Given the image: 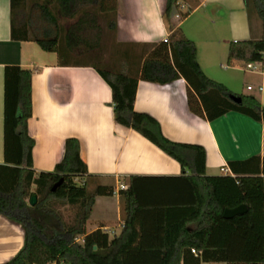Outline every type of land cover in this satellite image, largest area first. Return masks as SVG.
<instances>
[{
	"label": "trees",
	"instance_id": "1",
	"mask_svg": "<svg viewBox=\"0 0 264 264\" xmlns=\"http://www.w3.org/2000/svg\"><path fill=\"white\" fill-rule=\"evenodd\" d=\"M186 1L166 0V23L190 14L191 9L181 10ZM29 5L47 24L39 35L28 22L18 21ZM243 5L249 21L253 17L260 21L262 33L258 39L231 42L228 67L263 61L264 0H243ZM116 9L117 0H10V37L55 53L60 67L93 68L111 90L115 123L176 161L182 174L129 176L126 188L115 192L114 179L103 183L100 176L88 174L75 138L65 140L63 157L52 172L36 173L35 142L27 131L32 72L6 66L0 215L21 227L23 245L3 264H264L261 158L228 162V174L208 176L204 149L165 138L152 117L135 112L134 102L139 81L166 85L183 79L189 112L205 121L237 112L264 126V108L256 98L233 95L209 79L198 64L195 43L179 27L169 28L165 40L145 45L140 53L111 47L108 58L102 59L111 41L105 31L110 35L116 31ZM80 46L83 49L75 52ZM130 66H139L138 72H131ZM233 96L241 102L235 103ZM115 194L121 210L119 234L110 236L100 229L87 233L95 199ZM32 195L37 197L34 206L29 205ZM241 205L246 213L223 218L225 209ZM64 207L75 209L69 222L61 212Z\"/></svg>",
	"mask_w": 264,
	"mask_h": 264
},
{
	"label": "crops",
	"instance_id": "2",
	"mask_svg": "<svg viewBox=\"0 0 264 264\" xmlns=\"http://www.w3.org/2000/svg\"><path fill=\"white\" fill-rule=\"evenodd\" d=\"M165 5L166 0H117L116 31L114 35L105 31L111 41L103 53L118 46L140 53L145 45L164 40L169 28L179 27L195 43L198 64L209 79L233 95L240 90L239 96L256 98L264 108V53L254 70H246L244 63L225 66L231 42L258 39L262 33L259 20H248L243 0H187L183 12L191 9L190 14L168 23L163 18ZM10 29V0H0V164L4 163V68L17 66L32 72L27 131L35 142L32 164L36 173L52 172L63 157L65 140L75 138L88 174L100 176L103 183L114 179L115 192L120 185L126 187L129 176H181L176 161L135 131L115 123L111 90L93 68L60 67L55 53L43 52L32 42L12 41ZM79 49L83 46L75 52ZM130 69L137 73L139 66ZM186 90L183 79L166 85L139 81L134 110L152 117L168 140L201 146L208 176L228 174L231 161L259 156L264 162L261 123L237 112L211 122L198 118L188 110ZM120 219L117 194L97 197L86 232L100 229L118 235ZM22 245L21 227L0 215V264L15 256Z\"/></svg>",
	"mask_w": 264,
	"mask_h": 264
},
{
	"label": "rangeland",
	"instance_id": "3",
	"mask_svg": "<svg viewBox=\"0 0 264 264\" xmlns=\"http://www.w3.org/2000/svg\"><path fill=\"white\" fill-rule=\"evenodd\" d=\"M186 6L184 5V8L182 10H185ZM175 21H177V18H174ZM18 21H26L29 23L30 29L34 32V34L39 35L41 34L42 30L45 29L47 27L46 22L41 18L39 11L37 10V8L33 7V6H28L24 9V11L20 12L19 17H18ZM70 23H68L67 25H69ZM103 29L105 30L104 27V23H101ZM105 40V39H104ZM100 57L102 59H106L108 58V54L107 53H102L100 55ZM92 61V60H91ZM97 63V62H96ZM225 66H227V64L225 63ZM244 66H246V64H244ZM246 92V91H245ZM238 95H241L242 93L237 92ZM61 212L63 214L64 219L69 222L75 212L74 208L71 207H64L61 209ZM88 227H90V224H88Z\"/></svg>",
	"mask_w": 264,
	"mask_h": 264
},
{
	"label": "water",
	"instance_id": "4",
	"mask_svg": "<svg viewBox=\"0 0 264 264\" xmlns=\"http://www.w3.org/2000/svg\"><path fill=\"white\" fill-rule=\"evenodd\" d=\"M232 99L235 103L241 102L240 98H238V97L233 96ZM60 182L58 184H56L54 186V188H56L60 184ZM36 200H37V197L35 195H32L30 200H29V205L34 206L36 204ZM246 211H247V208L244 205L238 206L234 209H225L223 212V218L230 219V218H233L235 216L242 215V214L246 213Z\"/></svg>",
	"mask_w": 264,
	"mask_h": 264
},
{
	"label": "built area",
	"instance_id": "5",
	"mask_svg": "<svg viewBox=\"0 0 264 264\" xmlns=\"http://www.w3.org/2000/svg\"><path fill=\"white\" fill-rule=\"evenodd\" d=\"M181 9H183V7H181ZM174 18H177L178 20L180 19V17H179V15H176ZM166 39V38H165ZM164 39V40H165ZM255 66H256V64H247L246 65V70H254L255 69ZM248 90H250L251 89V87H248L247 88ZM224 173H226V170H222ZM126 187L125 186H123V185H120V189H125ZM192 254H195L196 255V252H195V250H192Z\"/></svg>",
	"mask_w": 264,
	"mask_h": 264
}]
</instances>
